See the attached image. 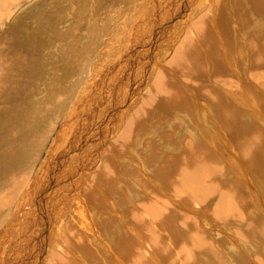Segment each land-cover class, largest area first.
I'll return each instance as SVG.
<instances>
[{
    "label": "bare ground",
    "instance_id": "1",
    "mask_svg": "<svg viewBox=\"0 0 264 264\" xmlns=\"http://www.w3.org/2000/svg\"><path fill=\"white\" fill-rule=\"evenodd\" d=\"M155 1L162 9L161 1ZM191 1L185 0L188 10L183 17L173 13L181 19L172 23L171 42L167 37V48L159 51L169 59L163 61L158 56L155 60L151 84L130 106L127 116L123 115L127 126H116L122 132V143L117 138L108 146L84 191L88 206L77 204L75 220L67 225L65 234L58 235L66 246L57 257L49 256L47 264H232L214 244L224 231L232 230L222 225L226 220L242 226L247 237L257 238L254 246L260 255L256 263L264 264V211L260 213L263 218L249 217L251 209H256V199L231 176L235 173L249 183L244 174L247 167L258 166L264 173V118L255 108L256 98L248 95L257 89L260 97L264 96V0H194V4L199 3L198 11L189 14ZM167 28L162 31L167 33ZM124 35L127 32L115 41L124 43ZM15 90V85L3 89L0 101L15 99ZM184 119L193 131L184 129ZM197 122L206 129L201 130ZM218 130L222 149L211 136ZM132 139L133 153L124 147ZM22 143L21 148L30 145L27 139ZM166 149L173 153H166ZM24 179L22 174L11 173L9 181L14 184L0 188V212L13 207L15 191ZM257 189L264 198L263 181L257 183ZM51 198L52 203L57 202L56 196ZM209 201L211 207L203 209ZM173 212L179 216L178 223H174ZM208 226L218 231L221 228V234L210 236ZM238 231V237L233 232L232 236L243 241L245 236ZM21 237L23 244L25 237ZM169 237L171 244H167Z\"/></svg>",
    "mask_w": 264,
    "mask_h": 264
},
{
    "label": "rangeland",
    "instance_id": "2",
    "mask_svg": "<svg viewBox=\"0 0 264 264\" xmlns=\"http://www.w3.org/2000/svg\"><path fill=\"white\" fill-rule=\"evenodd\" d=\"M12 1L0 0V16L3 17H0V57L5 59H0V94L3 95V89L16 87L15 99L0 101V188L14 184L9 181L11 173L22 174L25 179L15 191L17 198L13 207L0 212V264L21 261L22 264H38L39 261L47 264L49 256L57 257L66 246L58 235L65 234L67 225L75 220L77 204L84 202L88 206L84 191L98 171L108 146L117 138L122 143V132L119 133L120 127L116 126H127L124 116L151 84L155 60L158 56L163 61L169 59L159 51L167 48L172 23L181 19L173 13L183 17L184 10L188 9H185V0H160L162 9L156 6L155 0H21L13 6ZM198 4H194V0L190 2L189 14L198 11ZM159 10L160 16L156 13ZM165 28L167 33L162 31ZM124 31L127 32L124 43L116 42L115 38ZM154 32H158L156 36ZM174 32L179 33L177 28ZM248 95L256 98L255 108L264 118V96L260 97L257 89ZM198 101L200 103L199 97ZM201 112L204 114L202 109ZM171 122L174 127L178 125L174 119ZM185 126L194 130L186 119L184 129ZM197 126L206 129L199 122ZM211 136L217 140V148L222 149L219 130L212 131ZM23 139L33 146L21 148ZM127 146L133 153V139L125 143L124 147ZM165 152L173 153L169 149ZM222 161L226 163L227 159ZM244 174L249 183L235 173L231 176L256 199V209H251L249 217L263 218L260 213L264 211V198L257 183L264 182V173L257 166L247 167ZM52 195L57 202L52 203ZM211 205L209 201L202 208L207 210ZM173 219L174 223L179 222L175 212ZM25 222L29 223L28 227ZM95 225L101 230L99 224ZM222 225L232 230L222 235L221 228L218 231L217 227L208 226L210 236L221 234L214 243L219 253L227 254L232 264L256 263L260 255L254 246L257 238L247 237L242 226H236L233 221L226 220ZM236 227L244 234L243 241L232 236V232L237 237L240 233ZM178 229L176 225L175 231ZM42 230H45L44 236ZM21 236L25 237L23 244ZM41 236V241L37 240ZM102 239H106L104 233ZM209 239L212 241L211 237ZM171 243L169 237L167 244ZM35 254L30 261L29 257Z\"/></svg>",
    "mask_w": 264,
    "mask_h": 264
},
{
    "label": "water",
    "instance_id": "3",
    "mask_svg": "<svg viewBox=\"0 0 264 264\" xmlns=\"http://www.w3.org/2000/svg\"><path fill=\"white\" fill-rule=\"evenodd\" d=\"M44 192H45V191H43V193H44ZM43 193H42V194H43ZM42 194H41V195H42ZM39 212H40V210H39ZM40 214H42V212H40ZM44 218H45V217H44ZM45 220H46V219H45Z\"/></svg>",
    "mask_w": 264,
    "mask_h": 264
}]
</instances>
